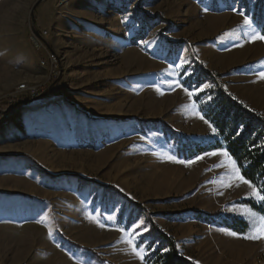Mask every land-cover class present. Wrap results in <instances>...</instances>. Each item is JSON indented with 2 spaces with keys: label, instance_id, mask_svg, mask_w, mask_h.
Returning a JSON list of instances; mask_svg holds the SVG:
<instances>
[{
  "label": "rangeland",
  "instance_id": "obj_1",
  "mask_svg": "<svg viewBox=\"0 0 264 264\" xmlns=\"http://www.w3.org/2000/svg\"><path fill=\"white\" fill-rule=\"evenodd\" d=\"M262 15L264 0H0V264H154L159 230L197 264H264L227 150H181L216 138L212 85L264 115ZM48 50L57 76L21 92L46 84Z\"/></svg>",
  "mask_w": 264,
  "mask_h": 264
},
{
  "label": "trees",
  "instance_id": "obj_2",
  "mask_svg": "<svg viewBox=\"0 0 264 264\" xmlns=\"http://www.w3.org/2000/svg\"><path fill=\"white\" fill-rule=\"evenodd\" d=\"M259 20L264 23V16L262 15V19ZM205 99V104L204 100H200V107L205 118L213 125L216 138L209 142L195 143L194 146L182 145L181 150L194 157L225 148L236 161L245 179L259 188L261 182H264V115L241 102L223 88L221 83L212 85ZM14 102L16 100L12 103ZM242 202L264 217V202L253 199H243ZM211 215L214 214L199 219L205 220ZM227 224L241 233H245L249 227L247 221L238 218ZM158 232L161 242L151 253L150 261H154V264H197L182 255L174 237L161 230Z\"/></svg>",
  "mask_w": 264,
  "mask_h": 264
},
{
  "label": "snow or ice",
  "instance_id": "obj_3",
  "mask_svg": "<svg viewBox=\"0 0 264 264\" xmlns=\"http://www.w3.org/2000/svg\"><path fill=\"white\" fill-rule=\"evenodd\" d=\"M245 23H250L249 21L245 20ZM260 39H264V36L259 37ZM261 78H264V72H261L260 74ZM189 95H192V93H189ZM203 118V117H201ZM213 131L215 132V129H213ZM207 155H216V153H208ZM220 155L226 157L230 163H231V173H230V180L228 183V187H231V180H238L244 184H247L251 189L252 192L250 193V195L255 198L258 202H264V182H261L260 187L258 188L256 184H253L250 180L245 179V177L243 175L240 174V168L237 166L236 161L232 160V158L229 156V153L227 151H223L220 153ZM174 159V158H171ZM221 167H223L224 165L221 164ZM239 186V185H237ZM103 227V225H101ZM139 227V226H137ZM230 235H237L236 233H229ZM246 239H260V238H264V227H262L255 235L253 236H247L245 237ZM128 243L132 244L133 247V252L141 259H144V254L142 253V251H140L138 249V247L133 243V241L129 240Z\"/></svg>",
  "mask_w": 264,
  "mask_h": 264
},
{
  "label": "built area",
  "instance_id": "obj_4",
  "mask_svg": "<svg viewBox=\"0 0 264 264\" xmlns=\"http://www.w3.org/2000/svg\"><path fill=\"white\" fill-rule=\"evenodd\" d=\"M49 36V31L47 29H43L38 34L33 33L31 37L32 44L37 50L47 49L44 44L45 39ZM42 65L46 66L49 69V78L46 81V84H43L41 88L39 86L28 85L27 83H22L19 85L18 89L26 94L31 96L37 95L46 87L47 82L51 81L57 76V68H58V58L57 55L53 51H49L47 53V57L42 60Z\"/></svg>",
  "mask_w": 264,
  "mask_h": 264
},
{
  "label": "water",
  "instance_id": "obj_5",
  "mask_svg": "<svg viewBox=\"0 0 264 264\" xmlns=\"http://www.w3.org/2000/svg\"><path fill=\"white\" fill-rule=\"evenodd\" d=\"M1 112H3V111L0 110V113H1Z\"/></svg>",
  "mask_w": 264,
  "mask_h": 264
}]
</instances>
